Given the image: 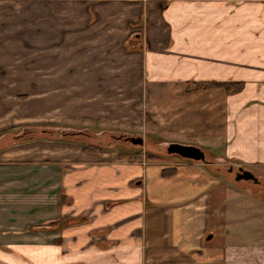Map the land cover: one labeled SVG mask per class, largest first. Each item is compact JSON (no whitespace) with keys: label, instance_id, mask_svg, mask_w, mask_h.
Here are the masks:
<instances>
[{"label":"crops","instance_id":"crops-1","mask_svg":"<svg viewBox=\"0 0 264 264\" xmlns=\"http://www.w3.org/2000/svg\"><path fill=\"white\" fill-rule=\"evenodd\" d=\"M145 92L159 123L197 137L176 142L264 171V0H0V141L134 123ZM4 143L0 264H264V203L219 165Z\"/></svg>","mask_w":264,"mask_h":264},{"label":"rangeland","instance_id":"rangeland-1","mask_svg":"<svg viewBox=\"0 0 264 264\" xmlns=\"http://www.w3.org/2000/svg\"><path fill=\"white\" fill-rule=\"evenodd\" d=\"M227 93H231L228 92ZM147 92L144 93L143 109H140L141 117L136 119L134 123L128 124H108L102 122H91L78 120L75 122H62L48 125H32L25 130H19L15 133V137L9 140L0 141V143H10L13 145H24L32 142L34 150H40L42 147L48 146L54 148L60 143H75L82 146L91 144L96 146L97 150H106L111 152V160L123 159L131 162L148 161L149 163L170 165V164H203L205 166H221L216 175H229L232 182L241 184L245 179L237 180V172L240 171L238 163L223 156L224 146H220L215 150L204 148L206 153L205 160H194L181 157L177 154L167 152V147L175 140H193L195 138L191 134L184 136L175 135L169 131L167 125L159 123L154 113L148 107ZM231 100V99H230ZM168 122V119L165 118ZM184 121V120H183ZM167 124V123H166ZM193 126H197V122H192ZM209 138L213 137L212 132H208ZM130 137H142L144 142L142 145L133 144ZM197 138V137H196ZM9 141V142H8ZM4 143V144H5ZM88 149V146H87ZM203 150V148H201ZM206 149V150H205ZM245 169V168H243ZM254 175L258 178V182L254 180H246L249 186L232 185L241 195H249L258 202L264 203V171L263 168L253 167ZM261 173V175L259 174ZM228 181L226 178L223 179ZM244 184V183H242ZM231 195H225V204L231 201Z\"/></svg>","mask_w":264,"mask_h":264},{"label":"water","instance_id":"water-1","mask_svg":"<svg viewBox=\"0 0 264 264\" xmlns=\"http://www.w3.org/2000/svg\"><path fill=\"white\" fill-rule=\"evenodd\" d=\"M133 144L142 145L144 140L142 137H130L128 138ZM167 152L170 154H177L184 158L194 159V160H205V152L198 146L186 145L178 142L170 143L167 147ZM237 180H254L258 182V178L250 170H245L240 168V171L236 175Z\"/></svg>","mask_w":264,"mask_h":264},{"label":"trees","instance_id":"trees-1","mask_svg":"<svg viewBox=\"0 0 264 264\" xmlns=\"http://www.w3.org/2000/svg\"><path fill=\"white\" fill-rule=\"evenodd\" d=\"M217 84L225 87L226 91L231 93L239 91L243 86L242 82H218ZM87 146L88 149H92V150L96 149V146H91V144H87L86 148Z\"/></svg>","mask_w":264,"mask_h":264},{"label":"flooded vegetation","instance_id":"flooded-vegetation-1","mask_svg":"<svg viewBox=\"0 0 264 264\" xmlns=\"http://www.w3.org/2000/svg\"><path fill=\"white\" fill-rule=\"evenodd\" d=\"M238 173V172H237Z\"/></svg>","mask_w":264,"mask_h":264}]
</instances>
